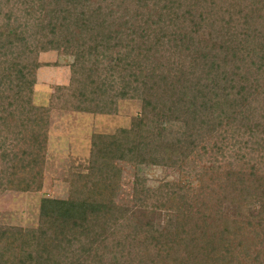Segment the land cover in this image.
<instances>
[{"label":"trees","instance_id":"1","mask_svg":"<svg viewBox=\"0 0 264 264\" xmlns=\"http://www.w3.org/2000/svg\"><path fill=\"white\" fill-rule=\"evenodd\" d=\"M66 49L69 84L34 106L38 56ZM135 99L36 229L0 226V264H264V0H0V193L40 191L52 110ZM121 163L177 172L140 195L162 228L116 204Z\"/></svg>","mask_w":264,"mask_h":264},{"label":"rangeland","instance_id":"2","mask_svg":"<svg viewBox=\"0 0 264 264\" xmlns=\"http://www.w3.org/2000/svg\"><path fill=\"white\" fill-rule=\"evenodd\" d=\"M74 59L72 49L47 52L38 56L42 65L36 72V85L32 102L36 107H47L50 96L57 88L69 84L70 65ZM139 99L120 101L116 115H93L70 110L51 111L43 152L41 189L38 192L0 193V226L36 229L39 208L45 198L65 200L73 186L71 173L81 172L90 157L91 137L94 134L110 135L119 129L130 127L131 121L140 114ZM119 191L116 204L133 212L139 223L151 222L162 228L165 212L142 211L140 197L164 183H176L178 174L174 169L118 164ZM141 195V196H140ZM227 208L225 212H231Z\"/></svg>","mask_w":264,"mask_h":264}]
</instances>
